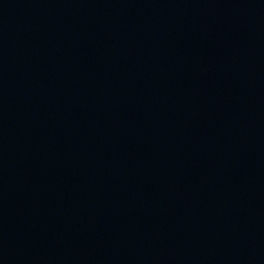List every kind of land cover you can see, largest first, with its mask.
Here are the masks:
<instances>
[{
  "label": "water",
  "instance_id": "1",
  "mask_svg": "<svg viewBox=\"0 0 264 264\" xmlns=\"http://www.w3.org/2000/svg\"><path fill=\"white\" fill-rule=\"evenodd\" d=\"M0 264H264V0H0Z\"/></svg>",
  "mask_w": 264,
  "mask_h": 264
}]
</instances>
